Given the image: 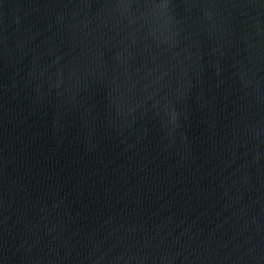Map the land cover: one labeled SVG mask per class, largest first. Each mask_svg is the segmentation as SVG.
<instances>
[{
    "label": "water",
    "instance_id": "water-1",
    "mask_svg": "<svg viewBox=\"0 0 264 264\" xmlns=\"http://www.w3.org/2000/svg\"><path fill=\"white\" fill-rule=\"evenodd\" d=\"M0 264H264V0H0Z\"/></svg>",
    "mask_w": 264,
    "mask_h": 264
}]
</instances>
